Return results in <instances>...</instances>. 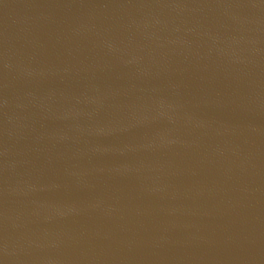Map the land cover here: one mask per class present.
<instances>
[{"label": "water", "instance_id": "95a60500", "mask_svg": "<svg viewBox=\"0 0 264 264\" xmlns=\"http://www.w3.org/2000/svg\"><path fill=\"white\" fill-rule=\"evenodd\" d=\"M0 264H264V0H0Z\"/></svg>", "mask_w": 264, "mask_h": 264}]
</instances>
